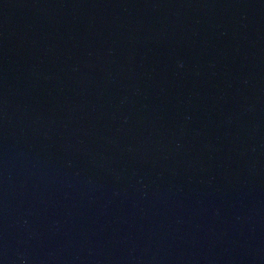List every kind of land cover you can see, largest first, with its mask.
<instances>
[{"label": "water", "instance_id": "obj_1", "mask_svg": "<svg viewBox=\"0 0 264 264\" xmlns=\"http://www.w3.org/2000/svg\"><path fill=\"white\" fill-rule=\"evenodd\" d=\"M0 264H264V0H0Z\"/></svg>", "mask_w": 264, "mask_h": 264}]
</instances>
